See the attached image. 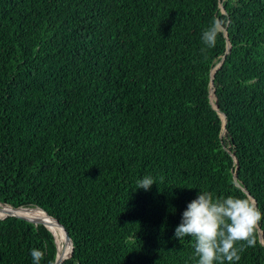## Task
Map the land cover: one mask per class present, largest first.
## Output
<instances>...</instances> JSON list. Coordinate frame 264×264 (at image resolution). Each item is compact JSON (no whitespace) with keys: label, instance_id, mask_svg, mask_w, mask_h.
<instances>
[{"label":"trees","instance_id":"obj_1","mask_svg":"<svg viewBox=\"0 0 264 264\" xmlns=\"http://www.w3.org/2000/svg\"><path fill=\"white\" fill-rule=\"evenodd\" d=\"M243 187L264 214V0H0V202L56 217L62 264H195L174 238L187 203ZM262 245L237 264H264ZM33 247L55 264L45 225L0 218V264Z\"/></svg>","mask_w":264,"mask_h":264},{"label":"clouds","instance_id":"obj_2","mask_svg":"<svg viewBox=\"0 0 264 264\" xmlns=\"http://www.w3.org/2000/svg\"><path fill=\"white\" fill-rule=\"evenodd\" d=\"M220 33L221 22L213 19L202 31L201 40L212 48ZM153 183H157L155 178L146 175L136 185L147 191ZM262 217L264 214L250 196H215L210 191H199L182 212L174 238L180 242L185 237L194 239L195 264H237L246 247L256 246ZM30 256L32 264H41L45 253L33 247Z\"/></svg>","mask_w":264,"mask_h":264},{"label":"water","instance_id":"obj_3","mask_svg":"<svg viewBox=\"0 0 264 264\" xmlns=\"http://www.w3.org/2000/svg\"><path fill=\"white\" fill-rule=\"evenodd\" d=\"M221 7H222L223 12H225V8L223 7L222 3H221ZM224 31H225V34H226V36H227V29L225 28ZM230 49H231V43H230V41L228 40L227 53L230 51ZM224 58H225V56H224V57L222 58V60H221V61H220V62H219V63H218L213 69H212V80H211V89H210V101H211V103H212V106L218 111V113L221 115V117L223 118V121H224V128H223L222 135H224V134L226 133V130H227V128H226L227 116H226V114H225L224 112H222V111L219 109V106H218V104H217L216 88H215V83H214V73H215L216 69L219 68V67L222 65V63H223V61H224ZM212 90H214V92H215L216 105L213 104V101H212V98H211V92H212ZM232 154H233L234 158L236 159V162H238L237 157L235 156V154H234V153H232ZM237 184H239V183L237 182ZM243 188H244V187H243ZM244 191H245L250 197H252V198L254 199V197L250 195V193L248 192V190H247L246 188H244ZM254 201L256 202L255 199H254ZM256 205H257V202H256ZM2 206H3V207H5V206H9V207H12V208H14V209H19V208H34V209H37V208H38V209L44 211V212L47 214V216H49L50 218L54 219V220L56 221L57 225H59V226L64 230V233H65V235H66V238H67L68 242H69L70 245H71V252H70V254H69L68 256H66L65 258H63L60 264H62V262H63L66 258H68V257H70V256L72 255V253H73V248H74L72 237L70 236L69 231L67 230V228H66V227H65V226H64V225H63V224H62V223H61L56 217L50 215L47 211H45L43 208H41V207H39V206H35V207H23V206H21V207H13L12 205L7 204V203H5V202H0V210H4V209L2 208ZM8 216H16V217H19V218H22V219H25V220L31 221V222L36 223V224H43V225H45V226H46V227H47V228H48V229L54 234L53 229H52L48 224H46L44 221L39 220V219H37V218H32V217H29V216H26V215L13 214V213H11V212H5L3 215H0V218L3 219V218H6V217H8ZM259 235H260V239H261V241L264 243V233H263V231L260 229V227H259ZM54 237H55V234H54ZM55 240H56V237H55ZM56 244H57V257H56L55 264H57V262H58V243H57V240H56Z\"/></svg>","mask_w":264,"mask_h":264},{"label":"bare ground","instance_id":"obj_4","mask_svg":"<svg viewBox=\"0 0 264 264\" xmlns=\"http://www.w3.org/2000/svg\"><path fill=\"white\" fill-rule=\"evenodd\" d=\"M212 97L215 100V94H213ZM214 105H216V103H214ZM7 208H8V212H11L13 214L26 215L32 218H37L39 220H42L53 229V232L55 234V237L58 243V262L57 264H60L62 259L67 256L69 250L71 249V245L66 238L64 230L59 225H57L56 221L50 218L49 216H47V214L44 211L38 208L37 209H33V208L14 209L9 206H7ZM4 213L5 212H3V210H0V215H3Z\"/></svg>","mask_w":264,"mask_h":264},{"label":"rangeland","instance_id":"obj_5","mask_svg":"<svg viewBox=\"0 0 264 264\" xmlns=\"http://www.w3.org/2000/svg\"><path fill=\"white\" fill-rule=\"evenodd\" d=\"M34 209V208H33Z\"/></svg>","mask_w":264,"mask_h":264}]
</instances>
